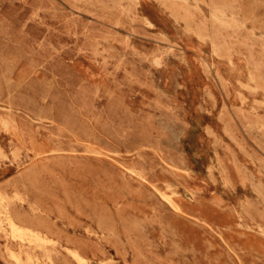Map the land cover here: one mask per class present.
<instances>
[{
  "label": "rangeland",
  "instance_id": "obj_1",
  "mask_svg": "<svg viewBox=\"0 0 264 264\" xmlns=\"http://www.w3.org/2000/svg\"><path fill=\"white\" fill-rule=\"evenodd\" d=\"M0 264H264V0H0Z\"/></svg>",
  "mask_w": 264,
  "mask_h": 264
},
{
  "label": "bare ground",
  "instance_id": "obj_2",
  "mask_svg": "<svg viewBox=\"0 0 264 264\" xmlns=\"http://www.w3.org/2000/svg\"><path fill=\"white\" fill-rule=\"evenodd\" d=\"M15 225V224H14ZM15 234V233H14ZM38 239V238H37ZM22 242H24V241H22Z\"/></svg>",
  "mask_w": 264,
  "mask_h": 264
}]
</instances>
